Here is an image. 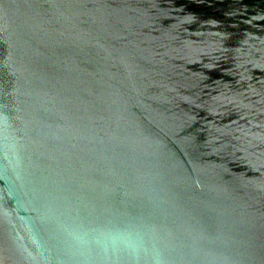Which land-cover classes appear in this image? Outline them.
I'll return each mask as SVG.
<instances>
[{
    "label": "water",
    "instance_id": "obj_1",
    "mask_svg": "<svg viewBox=\"0 0 264 264\" xmlns=\"http://www.w3.org/2000/svg\"><path fill=\"white\" fill-rule=\"evenodd\" d=\"M0 264H264V0H0Z\"/></svg>",
    "mask_w": 264,
    "mask_h": 264
},
{
    "label": "clouds",
    "instance_id": "obj_2",
    "mask_svg": "<svg viewBox=\"0 0 264 264\" xmlns=\"http://www.w3.org/2000/svg\"><path fill=\"white\" fill-rule=\"evenodd\" d=\"M76 239L82 245L94 244L104 252L121 249L136 252L141 245L138 237L125 231L100 230L91 236L80 235Z\"/></svg>",
    "mask_w": 264,
    "mask_h": 264
}]
</instances>
